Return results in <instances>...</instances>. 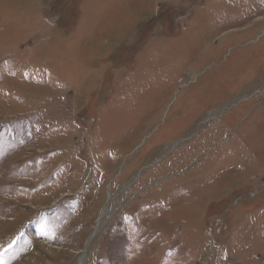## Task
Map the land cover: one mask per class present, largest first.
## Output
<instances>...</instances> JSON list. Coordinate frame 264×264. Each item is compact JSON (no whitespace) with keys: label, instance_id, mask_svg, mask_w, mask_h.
<instances>
[{"label":"rangeland","instance_id":"rangeland-1","mask_svg":"<svg viewBox=\"0 0 264 264\" xmlns=\"http://www.w3.org/2000/svg\"><path fill=\"white\" fill-rule=\"evenodd\" d=\"M0 264H264V0H0Z\"/></svg>","mask_w":264,"mask_h":264},{"label":"bare ground","instance_id":"bare-ground-1","mask_svg":"<svg viewBox=\"0 0 264 264\" xmlns=\"http://www.w3.org/2000/svg\"><path fill=\"white\" fill-rule=\"evenodd\" d=\"M18 222V221H17ZM14 223V222H13Z\"/></svg>","mask_w":264,"mask_h":264}]
</instances>
